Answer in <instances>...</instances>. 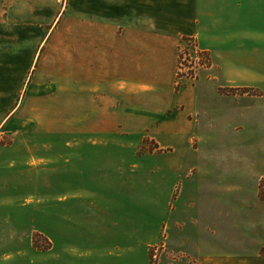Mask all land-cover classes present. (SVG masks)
<instances>
[{"label":"crops","instance_id":"1","mask_svg":"<svg viewBox=\"0 0 264 264\" xmlns=\"http://www.w3.org/2000/svg\"><path fill=\"white\" fill-rule=\"evenodd\" d=\"M4 10L0 3V14ZM66 10L71 96L78 102H87L91 95L113 103L112 111L100 114L114 127L100 128L99 144L127 146L135 155L143 136L153 138L157 146L134 156L136 161L148 156L154 161H187L195 156L206 165L228 169L232 161H264V0H67ZM29 22L0 35V129L21 113L26 124L21 132H28L27 119L39 117V108L29 109L32 103L39 107V89L58 85L56 78L39 79V49L46 51L55 33L44 30L45 23L38 18ZM190 36L210 61L196 85H209L214 93L192 95L189 85L174 93L177 41ZM23 51L26 59L21 64ZM245 87L262 92H237ZM219 88L227 90L219 92ZM79 132L86 135L87 128ZM252 133L247 142L240 139ZM226 135L231 143L225 142ZM76 140L67 143L69 161ZM161 148L166 151L154 152ZM28 151L26 144L16 160L0 158V174L12 168L37 169L45 156ZM226 172L204 170L184 176L187 184L181 182L170 207L180 219L165 224L168 241L194 247L195 264H264L259 253L264 245L259 176ZM113 230L120 234L110 240L116 250L124 245L123 227L116 225ZM129 230L133 231L128 244L138 245L139 229ZM96 235L91 245L109 243ZM32 236L25 224L0 221V264H39L29 261L39 257ZM72 245L85 247L88 242ZM97 252L69 250L75 257Z\"/></svg>","mask_w":264,"mask_h":264},{"label":"rangeland","instance_id":"2","mask_svg":"<svg viewBox=\"0 0 264 264\" xmlns=\"http://www.w3.org/2000/svg\"><path fill=\"white\" fill-rule=\"evenodd\" d=\"M0 3L6 9L0 14V35L14 25H27L31 17L45 23L44 30L55 33L53 44L47 46L46 51L39 49V66L42 67L39 79L51 81L56 78L58 85L52 90L39 89V107L34 105L36 103L29 107L39 108V117L27 119L28 132H21L22 123H25L21 113L7 127L0 129V158L16 160L26 144L29 155L45 156L37 169L12 168L9 173L0 174V221L25 224L33 233H38L36 228H39V233L51 241L48 250H39V257H28L29 261L32 258L39 264H195V248L174 241L170 244L165 224L175 219L170 207L181 182L184 186L187 184L184 176H196L204 170L224 174L233 169L235 175L251 173L259 176L257 193L264 201V183L259 189V181L264 177V161H232L230 169L206 165L195 156L187 161H154L150 156L144 161H136L134 156L150 153L156 147L153 138L143 136L135 148V155L127 146L99 144L100 128L114 127L110 119L100 114L112 111L113 103L101 101L96 96L91 99V95L87 102H78L70 94L67 0H0ZM38 3L37 11L33 12ZM185 40L179 37L177 41L174 93L178 94L187 85L192 95L214 93L209 85H196L199 75L208 71L210 61L203 67L193 65V70L179 64L180 47ZM24 58L26 51H23L21 64ZM226 90L219 88V92ZM237 92L258 94L262 91L257 87H245ZM84 126L86 135L79 132ZM253 134L243 135L240 139L244 142ZM226 136L225 142L231 143L230 136ZM75 137L77 145L75 152L70 154L72 161H69L67 143ZM11 144L12 148H8ZM162 151L166 149H155L154 152ZM30 159L35 161V157ZM4 207L10 210L4 211ZM116 225L123 227L124 236V245L118 247L117 252L110 245V240L120 235L113 230ZM94 228L98 230L94 231ZM131 228L139 229L141 241L138 245L128 244ZM93 234H97L96 238L101 235L100 238L109 243L91 245ZM36 237L38 243L45 244L41 237ZM86 239L88 245L85 247L72 245ZM71 248L98 249L99 252L75 257L69 254ZM259 253L264 255V245L259 248Z\"/></svg>","mask_w":264,"mask_h":264},{"label":"built area","instance_id":"3","mask_svg":"<svg viewBox=\"0 0 264 264\" xmlns=\"http://www.w3.org/2000/svg\"><path fill=\"white\" fill-rule=\"evenodd\" d=\"M180 52L181 56L178 59L180 62L179 64H184L186 69L190 68L193 70V65H196V67H203L209 61L207 55L197 44L195 37L186 38L185 43L180 47Z\"/></svg>","mask_w":264,"mask_h":264},{"label":"trees","instance_id":"4","mask_svg":"<svg viewBox=\"0 0 264 264\" xmlns=\"http://www.w3.org/2000/svg\"><path fill=\"white\" fill-rule=\"evenodd\" d=\"M188 37H184V39H186ZM157 146V145H155ZM264 183V177H262L259 181V189H262V184ZM260 193V192H259ZM261 194V193H260ZM36 236H39L41 237V239L45 242V244H42L41 242H37V237ZM32 246L35 248V249H39V250H47L51 247V241L45 237V236H42L40 233H33V236H32Z\"/></svg>","mask_w":264,"mask_h":264}]
</instances>
